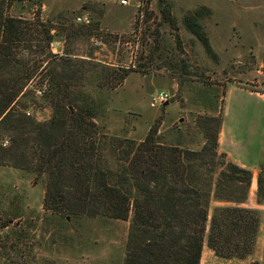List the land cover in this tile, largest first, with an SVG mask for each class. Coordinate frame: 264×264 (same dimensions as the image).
Masks as SVG:
<instances>
[{"label": "rangeland", "instance_id": "rangeland-1", "mask_svg": "<svg viewBox=\"0 0 264 264\" xmlns=\"http://www.w3.org/2000/svg\"><path fill=\"white\" fill-rule=\"evenodd\" d=\"M41 1V7L16 4L9 13L25 21H49L55 27L52 33L58 31L52 43H59L58 57L68 56L78 69L75 74L62 67L58 71L78 81L85 76L81 83H87L85 91L98 104L97 120L105 127L108 146L113 137L142 141L157 125L167 142L178 132L186 147L199 149L204 139L196 119L213 115L211 108L220 105L225 130L237 137L231 156L256 168L259 176L264 169L263 109L251 101L261 100L252 98L247 114L235 110L234 96L225 105L224 100L229 85L264 89V0H165L172 22L164 19V0H127L128 5L121 0ZM197 11L210 50L187 28L185 19ZM78 17L89 20L84 25L88 28L76 22ZM102 66L130 72L122 83H110ZM37 81L30 89L43 92ZM37 93L33 100L41 104ZM161 93L168 95V102L152 106ZM37 104L27 112L47 121L52 110ZM9 143L5 138L3 146ZM218 152L225 154L219 147ZM106 153L108 166L115 170L116 158ZM253 192L250 187L245 204L259 211L253 253L223 259L205 244L203 264H264V200L258 205ZM44 197L45 182L35 172L0 165V264L124 263L129 221L60 216L44 209ZM223 205L212 202L211 208Z\"/></svg>", "mask_w": 264, "mask_h": 264}, {"label": "trees", "instance_id": "trees-1", "mask_svg": "<svg viewBox=\"0 0 264 264\" xmlns=\"http://www.w3.org/2000/svg\"><path fill=\"white\" fill-rule=\"evenodd\" d=\"M162 3L164 19L172 22L167 2ZM16 4L41 7L42 1L0 0V165L43 178L46 211L129 221L123 264H200L205 244L219 258L250 256L260 225L259 211L245 207L252 172L218 152L223 108L215 105L213 115L197 117L204 142L196 150L186 147L178 132L167 142L157 125L142 141L113 137L108 146L98 104L81 83L85 76L78 81L58 71H78L71 58L51 52L58 31L52 33L49 21L11 15ZM200 16L197 11L185 22L210 50ZM101 72L110 83H122L130 70L116 73L102 66ZM36 79L43 92L30 89ZM37 92L41 104L33 100ZM36 104L52 110L47 121L27 116ZM108 150L117 160L115 170L108 166ZM263 172L257 179L258 205L264 200ZM212 202L224 205L212 209Z\"/></svg>", "mask_w": 264, "mask_h": 264}, {"label": "crops", "instance_id": "crops-1", "mask_svg": "<svg viewBox=\"0 0 264 264\" xmlns=\"http://www.w3.org/2000/svg\"><path fill=\"white\" fill-rule=\"evenodd\" d=\"M232 96L235 97V110L238 111L239 113L241 112H245V114L249 113L248 110L246 109L247 106H249V104H247L248 102H250L252 100V98H256L261 100V103H252L251 101V104L253 106L255 105H258L260 106L263 110H262V113H263V129H262V143H264V89L263 91L261 92H257V91H251V90H247V89H244L242 87H238L236 85H229L228 86V89H227V92H226V97H225V100H224V105L226 104V101ZM263 106V107H262ZM259 108V107H258ZM244 109H246L245 111H243ZM237 137L234 136V133L232 134L231 132H228L225 130V127H224V124L222 123V126H221V130H220V134H219V148H220V151H222L223 153H225L226 155H228L229 159L234 162L235 164L243 167V168H246V169H249L250 171L253 172V177H252V186H251V190H252V193H254L253 191L256 190V193H257V179H258V176H257V172H255V169L256 168H249L247 166H244L243 164L239 163L238 161H236L232 156H231V153H230V147L233 145L236 144V139ZM215 259L213 260V263H215ZM201 264H203V261L201 260Z\"/></svg>", "mask_w": 264, "mask_h": 264}, {"label": "built area", "instance_id": "built-area-1", "mask_svg": "<svg viewBox=\"0 0 264 264\" xmlns=\"http://www.w3.org/2000/svg\"><path fill=\"white\" fill-rule=\"evenodd\" d=\"M120 3L122 5H128V1L127 0H121ZM76 22H78L79 24H82V25H88L89 24V20L86 17H78L76 19ZM58 48H59V43L58 42H56V43L51 45V51L53 52V54L57 55ZM38 93L41 94L40 92H38ZM168 98L169 97H168V95L166 93H161L160 95H158L156 98L153 99L152 106L163 105V104L168 102ZM27 116H30L29 112H27Z\"/></svg>", "mask_w": 264, "mask_h": 264}]
</instances>
